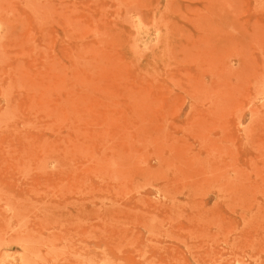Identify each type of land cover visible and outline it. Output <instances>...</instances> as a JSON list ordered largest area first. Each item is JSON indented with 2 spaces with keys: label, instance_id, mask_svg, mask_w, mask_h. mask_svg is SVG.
<instances>
[{
  "label": "rangeland",
  "instance_id": "1",
  "mask_svg": "<svg viewBox=\"0 0 264 264\" xmlns=\"http://www.w3.org/2000/svg\"><path fill=\"white\" fill-rule=\"evenodd\" d=\"M0 264H264V0H0Z\"/></svg>",
  "mask_w": 264,
  "mask_h": 264
}]
</instances>
